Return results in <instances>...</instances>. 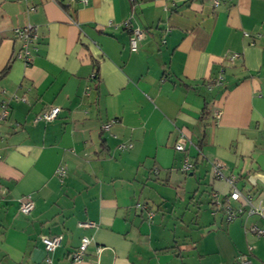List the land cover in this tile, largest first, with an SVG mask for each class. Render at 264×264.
I'll list each match as a JSON object with an SVG mask.
<instances>
[{"label": "crops", "instance_id": "crops-1", "mask_svg": "<svg viewBox=\"0 0 264 264\" xmlns=\"http://www.w3.org/2000/svg\"><path fill=\"white\" fill-rule=\"evenodd\" d=\"M127 20L144 32L136 52ZM28 24L30 66L14 32ZM1 102L0 264H236L250 245L264 264L249 231L264 228V0H0ZM52 106L54 121L38 119ZM232 175L263 215L240 201L232 221L213 213Z\"/></svg>", "mask_w": 264, "mask_h": 264}, {"label": "built area", "instance_id": "built-area-1", "mask_svg": "<svg viewBox=\"0 0 264 264\" xmlns=\"http://www.w3.org/2000/svg\"><path fill=\"white\" fill-rule=\"evenodd\" d=\"M83 2H87V0H82ZM232 0H213V5L219 6L222 2H230ZM125 26L129 27L131 29V38H130V47L133 52L138 51L139 43L144 37V32L140 27H131V22L126 21ZM16 39L20 42V51L18 52L17 56L18 58L22 59L27 66H30L33 62V48L38 41L39 33L37 26L28 24L25 26L17 27L14 30ZM241 57L240 53H233L230 56H228L229 60L231 62H234L236 59H239ZM94 76V75H93ZM214 84H221L222 78L219 77L215 81H212L209 83V87H211ZM16 97L17 96H13ZM61 111V108L59 106H52L48 111L44 112L43 114L38 116V119H43L46 121H54L59 113ZM10 114V109L8 107L7 102H1L0 104V121L5 120ZM222 115V110H218L216 113V117H220ZM109 125L106 126L108 128ZM2 138L1 132H0V140ZM191 143L190 140L186 137L185 134H181L179 140L175 144L176 150L179 151H186L188 144ZM2 160V155L0 154V161ZM194 168V163L190 162L189 160H186L183 164L181 170L185 173L192 171ZM224 164L217 161L213 163V175L216 179H224L225 174L223 172ZM58 174L62 177L67 174V170L64 167H60L58 169ZM231 186V192L230 194L224 198L221 199L219 196V193L213 192L212 193V210L213 213L217 212H224L225 217L228 221H232L236 219L243 211L242 208H235L231 202L232 201H240L241 204L249 205L251 206L250 214L252 213H259L263 215V212L261 209H258L257 207L252 205L251 199L249 196H246L242 193V191L237 187V176L232 175L230 178L227 179ZM138 207L147 209L148 207L146 205L137 204ZM35 208L34 200L32 199L31 195H27L24 198L20 200V212L24 214L31 213ZM148 215L150 218L154 216V212L148 210ZM78 225L80 227H89L94 228L96 227V224L93 221H85V222H79ZM249 231L253 234H255L257 237H264V228H260L256 224H252L249 227ZM42 241L45 245V248L49 252H53L60 244L62 243V236L61 235H54V236H47L42 237ZM91 240L88 236L82 237L81 244L79 248L72 254V257L74 260H81L86 250L90 244ZM254 247L252 245L249 246V253L243 257H240L236 264H252V258L251 254L253 253ZM49 260V259H48Z\"/></svg>", "mask_w": 264, "mask_h": 264}, {"label": "trees", "instance_id": "trees-1", "mask_svg": "<svg viewBox=\"0 0 264 264\" xmlns=\"http://www.w3.org/2000/svg\"><path fill=\"white\" fill-rule=\"evenodd\" d=\"M7 70V69H6ZM94 78L98 79L99 80V74H98V71L96 70V73H94Z\"/></svg>", "mask_w": 264, "mask_h": 264}, {"label": "rangeland", "instance_id": "rangeland-1", "mask_svg": "<svg viewBox=\"0 0 264 264\" xmlns=\"http://www.w3.org/2000/svg\"><path fill=\"white\" fill-rule=\"evenodd\" d=\"M191 214V213H190ZM187 218H188V216H187Z\"/></svg>", "mask_w": 264, "mask_h": 264}]
</instances>
